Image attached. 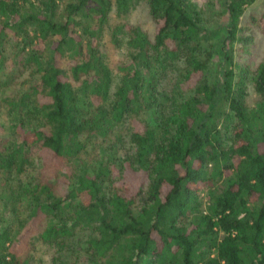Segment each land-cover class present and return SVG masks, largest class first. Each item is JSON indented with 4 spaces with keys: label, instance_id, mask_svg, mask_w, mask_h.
I'll return each instance as SVG.
<instances>
[{
    "label": "trees",
    "instance_id": "trees-1",
    "mask_svg": "<svg viewBox=\"0 0 264 264\" xmlns=\"http://www.w3.org/2000/svg\"><path fill=\"white\" fill-rule=\"evenodd\" d=\"M257 31L264 0H0V264H264Z\"/></svg>",
    "mask_w": 264,
    "mask_h": 264
},
{
    "label": "rangeland",
    "instance_id": "rangeland-1",
    "mask_svg": "<svg viewBox=\"0 0 264 264\" xmlns=\"http://www.w3.org/2000/svg\"><path fill=\"white\" fill-rule=\"evenodd\" d=\"M199 3L203 0H197ZM130 20L132 22H140L142 26L147 29L150 33H152L154 26L150 19V16L148 14L147 5L141 4L139 5L135 11L130 15ZM255 48H254V59H253V66H255L258 62L264 61V33H261L260 31L255 32ZM256 94L249 89V102L253 103L256 100ZM46 172L47 169H45ZM38 243V242H37ZM41 243L36 244L37 246V254L41 255L42 258L47 259L48 256V250L46 247L40 245ZM36 255V254H35ZM38 256V255H37Z\"/></svg>",
    "mask_w": 264,
    "mask_h": 264
}]
</instances>
